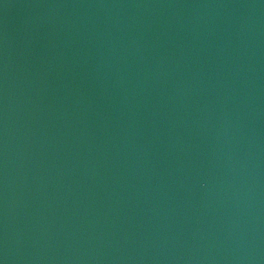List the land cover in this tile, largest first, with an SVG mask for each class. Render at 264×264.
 I'll list each match as a JSON object with an SVG mask.
<instances>
[{"label": "water", "instance_id": "water-1", "mask_svg": "<svg viewBox=\"0 0 264 264\" xmlns=\"http://www.w3.org/2000/svg\"><path fill=\"white\" fill-rule=\"evenodd\" d=\"M0 264H264V0H0Z\"/></svg>", "mask_w": 264, "mask_h": 264}]
</instances>
